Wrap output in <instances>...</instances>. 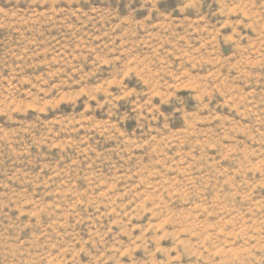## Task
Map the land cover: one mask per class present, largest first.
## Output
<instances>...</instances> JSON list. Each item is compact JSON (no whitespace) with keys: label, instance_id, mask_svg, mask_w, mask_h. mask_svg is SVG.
Here are the masks:
<instances>
[{"label":"rangeland","instance_id":"1","mask_svg":"<svg viewBox=\"0 0 264 264\" xmlns=\"http://www.w3.org/2000/svg\"><path fill=\"white\" fill-rule=\"evenodd\" d=\"M0 264H264V0H0Z\"/></svg>","mask_w":264,"mask_h":264}]
</instances>
